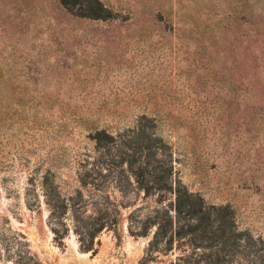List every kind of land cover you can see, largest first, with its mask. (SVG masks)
Segmentation results:
<instances>
[{
	"label": "rangeland",
	"instance_id": "rangeland-1",
	"mask_svg": "<svg viewBox=\"0 0 264 264\" xmlns=\"http://www.w3.org/2000/svg\"><path fill=\"white\" fill-rule=\"evenodd\" d=\"M140 125L173 178L264 242V0H0V264H138L129 219L154 197L112 182L120 237L94 252L70 220L55 238L44 186L72 192L97 131Z\"/></svg>",
	"mask_w": 264,
	"mask_h": 264
},
{
	"label": "trees",
	"instance_id": "trees-1",
	"mask_svg": "<svg viewBox=\"0 0 264 264\" xmlns=\"http://www.w3.org/2000/svg\"><path fill=\"white\" fill-rule=\"evenodd\" d=\"M143 127L117 135L97 131L94 138L103 152L96 165L79 173L77 187L63 195L44 186L55 238L63 239L69 220L86 251H96V237L105 228L120 237L119 204L124 201L116 204L107 192L114 182L124 197L136 191L156 201L144 217L129 219V233L148 238L138 264H264V255L247 261L264 250L263 240L239 229L229 206L208 205L173 178L172 161L158 155L164 153L162 138Z\"/></svg>",
	"mask_w": 264,
	"mask_h": 264
}]
</instances>
